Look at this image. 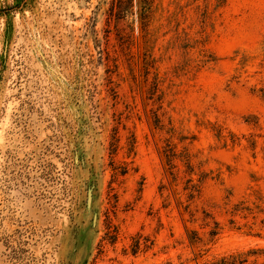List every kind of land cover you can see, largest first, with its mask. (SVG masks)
I'll return each instance as SVG.
<instances>
[{"label": "rangeland", "instance_id": "1", "mask_svg": "<svg viewBox=\"0 0 264 264\" xmlns=\"http://www.w3.org/2000/svg\"><path fill=\"white\" fill-rule=\"evenodd\" d=\"M264 264V0H0V264Z\"/></svg>", "mask_w": 264, "mask_h": 264}, {"label": "trees", "instance_id": "2", "mask_svg": "<svg viewBox=\"0 0 264 264\" xmlns=\"http://www.w3.org/2000/svg\"><path fill=\"white\" fill-rule=\"evenodd\" d=\"M247 260L242 258V255L231 254L229 256H222L220 259L210 262L208 264H246Z\"/></svg>", "mask_w": 264, "mask_h": 264}]
</instances>
